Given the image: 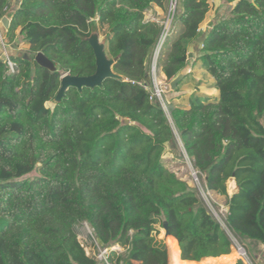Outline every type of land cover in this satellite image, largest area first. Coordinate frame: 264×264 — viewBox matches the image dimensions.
Segmentation results:
<instances>
[{
  "label": "trees",
  "instance_id": "obj_1",
  "mask_svg": "<svg viewBox=\"0 0 264 264\" xmlns=\"http://www.w3.org/2000/svg\"><path fill=\"white\" fill-rule=\"evenodd\" d=\"M225 1L229 15L203 29L210 0H178L157 67L169 84L184 75L177 94L199 65L217 94L186 105L176 95L167 112L143 84L163 32L145 13L169 0H0V22L12 15L4 39L25 48L12 56L16 74L0 58V264H104L78 239L84 222L103 248H123L111 264H169L170 242L189 264L232 256L234 240L264 245V0ZM93 32L123 79L70 87L55 103L64 74L95 73ZM38 53L57 70L38 65ZM177 135L204 189L226 197L223 224L166 168Z\"/></svg>",
  "mask_w": 264,
  "mask_h": 264
},
{
  "label": "rangeland",
  "instance_id": "obj_2",
  "mask_svg": "<svg viewBox=\"0 0 264 264\" xmlns=\"http://www.w3.org/2000/svg\"><path fill=\"white\" fill-rule=\"evenodd\" d=\"M210 4H211V10L209 14L207 15L205 23L203 24V27H202L203 29L208 28L209 26H211V24H214L220 18L227 17L229 15V12L232 6L228 4L225 0H210ZM171 9H172V6L169 0L165 9L155 6L154 8L148 10L145 13V19L157 22L161 25H164L167 23L168 20L171 21L170 17H172L173 13L174 15L177 13L178 6L176 7L174 12L173 10L171 11ZM153 16L155 18H152ZM100 38L102 40V37ZM195 49L196 48H194V51ZM5 56H6V52L3 51V55L1 58L4 59ZM192 69L196 71V75H195V71L191 72L188 75L186 81L180 85L179 87L180 93L175 94L171 90L169 82L167 80H162L160 67L159 66L157 67V70L155 72L156 83L162 89L161 93L163 96L162 97L163 101H160V104L167 112H168V109H167V106L165 107V104L167 105L169 103L171 104L172 102H175L176 100L172 101L171 98L175 97L176 95H182V97L177 100V104L186 105L188 102L187 101L188 98L192 97L195 99L197 97L196 94L209 95V96H213L217 94V90L210 87L212 83H210L211 77L208 75V73H205L201 68H200V72H199V69H196L195 67H193ZM153 90L154 88L152 87L150 91L153 92ZM53 106H54L53 102L47 103V107L53 108ZM163 162L169 171L174 173L180 180L186 182L191 188L196 190L198 197L201 199L204 205L208 208L210 213L219 222L223 224V219L226 214V207H225L226 198L224 196L217 194L216 192L206 191L204 189L203 182L198 177V174H197L196 169L194 168L193 162L186 154L178 135L176 136L175 143L173 145H169L166 148V151L163 156ZM232 183H233L232 180H229L227 182V184H232ZM76 231L78 233V239L80 243L83 244L90 251L91 246H92V241H91L92 239L90 238L89 235H87V232L84 228V223L78 224L76 226ZM157 233H158V239L163 240L168 248V240L165 237L164 228L160 224L157 225ZM235 243H236V247L233 248L232 250L233 255L227 258H221L222 264H231L234 258L235 259L242 258L246 261H250L248 256L245 254V252L243 250H240L243 248L242 246L244 242L240 244V242L236 240ZM168 251H169V248H168ZM90 253L92 252L90 251ZM169 256H170V253H169ZM210 261L211 260L206 259L198 263L199 264H209ZM234 263L235 261L233 262V264ZM169 264H171L170 257H169Z\"/></svg>",
  "mask_w": 264,
  "mask_h": 264
},
{
  "label": "water",
  "instance_id": "obj_3",
  "mask_svg": "<svg viewBox=\"0 0 264 264\" xmlns=\"http://www.w3.org/2000/svg\"><path fill=\"white\" fill-rule=\"evenodd\" d=\"M14 2L15 5L19 7L21 5L22 0H14ZM11 19H12V15L7 14L6 19L2 22L3 24H5V27L8 26ZM213 25L214 24H211V26L209 27L212 28ZM87 41L90 44L91 48L93 49L95 55V59H96L95 73L89 76H71L69 74H64L61 79V85L59 91L57 92L55 97V103H60L62 101V99L64 98L66 92L70 87H75L78 90H82L84 87L94 89L96 87H101L103 82L108 78H116L120 80L123 79L122 76L114 72L113 66L116 62V59H111L108 57V55L106 54L105 43L101 40L100 35L97 32H93L91 36L87 39ZM203 41L204 38H199L196 40V43L202 44ZM194 48H195V44H192L189 48V54H188L189 59H192L194 57ZM26 58H28V56H26ZM35 61L37 62L38 65H40L45 69L50 70L51 72L57 70L55 64L51 60H49L43 53H38L35 56ZM183 79H184L183 74L173 79L170 82L171 90L174 91ZM150 82H151V77L149 76L146 79V85H148ZM120 120L124 125L130 124V121L128 119H120ZM231 180L235 181V178L233 177ZM226 215L227 214H225V216ZM163 228L165 231L166 238L172 236L168 224H164Z\"/></svg>",
  "mask_w": 264,
  "mask_h": 264
},
{
  "label": "built area",
  "instance_id": "obj_4",
  "mask_svg": "<svg viewBox=\"0 0 264 264\" xmlns=\"http://www.w3.org/2000/svg\"><path fill=\"white\" fill-rule=\"evenodd\" d=\"M177 2L178 0H170V4L172 6V9L171 11L173 10V12L175 11L176 7H177ZM171 18V21H167L166 24L162 25L163 26V32H162V35H161V38H160V41H159V44L156 48V51H155V54H154V60H153V65H152V69H151V81H152V87L154 88L153 92H151L152 94V97L151 98H155L157 99L159 102L160 101H163L162 99V93H161V88L157 85L156 83V70H157V60H158V57L162 51V48H163V45L165 43V41L167 40L170 32H171V25H172V21H173V18H174V13L172 15ZM1 29V28H0ZM1 42H2V46L4 48V51L6 52V43L5 41L3 40V38L1 37ZM4 62L6 64V67H7V70H8V74H16L18 72V68H17V64L15 62V60L6 52V56L4 58ZM154 82V84H153ZM144 87L147 88V85L146 83L143 84ZM167 105L165 104V107ZM84 228L87 232V235L90 236V238L92 239V246H91V249L90 251L92 253H90V251L88 250V248H86L83 244L82 246L85 248V251L87 253V255H91V256H94L95 259L99 262V263H104V264H111L110 263V260H109V257L111 255V253H120L123 251V248L120 247L119 245H113L109 248H103L99 242L97 241V239L95 238L90 226L84 222ZM86 235V234H85ZM234 242H236V240H234ZM240 250H243L245 252V250L242 248ZM245 254L247 255V253L245 252ZM244 254V255H245ZM248 256V255H247ZM250 260V259H249ZM246 261V260H245ZM248 264H253V262L250 260V261H246Z\"/></svg>",
  "mask_w": 264,
  "mask_h": 264
},
{
  "label": "crops",
  "instance_id": "obj_5",
  "mask_svg": "<svg viewBox=\"0 0 264 264\" xmlns=\"http://www.w3.org/2000/svg\"><path fill=\"white\" fill-rule=\"evenodd\" d=\"M155 7V6H154ZM152 7V8H154ZM151 8V9H152ZM8 14H11V12H9ZM152 18H155L154 16ZM5 26V24H3L2 22H0V38L2 37L3 40L5 41L6 43V52L12 57V56H16L18 53H23L25 51V48L23 46H16V45H9L7 44V41L4 39L3 37V27ZM3 46H2V42H1V39H0V58L2 57L3 55ZM196 69H199V72H200V66H195ZM195 70H193L191 68V71L190 72H193ZM206 73V72H205ZM195 75H196V71H195ZM161 76H162V80H166V77L164 76V74L161 72ZM211 82L210 83H213V79L211 78L210 80ZM232 191V192H230ZM239 191V187L237 186L236 182L233 181V184H227V192H228V195L229 196H232L234 195L235 193H237ZM226 198V197H225ZM243 249L245 250L246 253L249 254L250 256V260L253 262V263H256V264H264V245L262 244H259L257 242H254V241H249V240H245L243 241ZM238 259H234L233 262L237 261ZM232 262V264H233ZM172 264H174L173 260H172ZM235 264V263H234Z\"/></svg>",
  "mask_w": 264,
  "mask_h": 264
},
{
  "label": "bare ground",
  "instance_id": "obj_6",
  "mask_svg": "<svg viewBox=\"0 0 264 264\" xmlns=\"http://www.w3.org/2000/svg\"><path fill=\"white\" fill-rule=\"evenodd\" d=\"M232 181H233V180H232ZM170 239H172V236H170V237L167 238V240H170ZM169 253H170V259H171V262H172V260H173V262H174V259H175V256H176V262H177V263H175V264H189V263H179V261H178V256H177V254H176V249H175V247H174L173 242H170V243H169ZM205 260H206V259H205ZM209 260H211V261L209 262V264H222V262H221L220 259H209Z\"/></svg>",
  "mask_w": 264,
  "mask_h": 264
}]
</instances>
